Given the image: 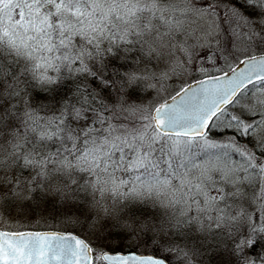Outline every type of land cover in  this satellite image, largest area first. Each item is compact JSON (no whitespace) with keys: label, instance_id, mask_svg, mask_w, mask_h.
<instances>
[{"label":"snow or ice","instance_id":"snow-or-ice-1","mask_svg":"<svg viewBox=\"0 0 264 264\" xmlns=\"http://www.w3.org/2000/svg\"><path fill=\"white\" fill-rule=\"evenodd\" d=\"M0 264H264V0H0Z\"/></svg>","mask_w":264,"mask_h":264}]
</instances>
